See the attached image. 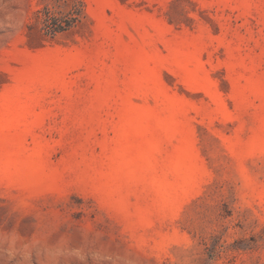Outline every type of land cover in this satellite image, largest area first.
<instances>
[{"label": "rangeland", "instance_id": "rangeland-1", "mask_svg": "<svg viewBox=\"0 0 264 264\" xmlns=\"http://www.w3.org/2000/svg\"><path fill=\"white\" fill-rule=\"evenodd\" d=\"M130 261L264 264V0H0V264Z\"/></svg>", "mask_w": 264, "mask_h": 264}, {"label": "trees", "instance_id": "trees-1", "mask_svg": "<svg viewBox=\"0 0 264 264\" xmlns=\"http://www.w3.org/2000/svg\"><path fill=\"white\" fill-rule=\"evenodd\" d=\"M82 17V6L73 4L70 9L62 14L54 9L45 7L37 11L36 19L44 37L54 38L57 34L74 28Z\"/></svg>", "mask_w": 264, "mask_h": 264}, {"label": "clouds", "instance_id": "clouds-1", "mask_svg": "<svg viewBox=\"0 0 264 264\" xmlns=\"http://www.w3.org/2000/svg\"><path fill=\"white\" fill-rule=\"evenodd\" d=\"M14 13H17L19 15L18 23L15 24V26H17V27L22 26V24H23L22 13H19V12H14ZM129 264H132V262L130 261Z\"/></svg>", "mask_w": 264, "mask_h": 264}]
</instances>
